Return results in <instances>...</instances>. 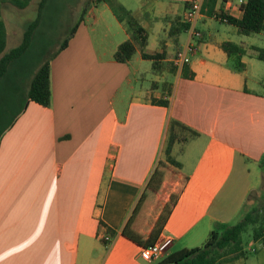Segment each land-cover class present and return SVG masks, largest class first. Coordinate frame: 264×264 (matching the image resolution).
I'll return each mask as SVG.
<instances>
[{"label":"crops","instance_id":"1","mask_svg":"<svg viewBox=\"0 0 264 264\" xmlns=\"http://www.w3.org/2000/svg\"><path fill=\"white\" fill-rule=\"evenodd\" d=\"M149 1L153 12L166 16L152 15L144 5L135 19L167 20L158 26L166 34L184 23V0H164L166 11ZM239 1L224 6L236 19L243 17ZM209 19L214 18L201 23ZM139 24L153 33L147 21ZM89 28L81 25L51 62L50 107L27 100L0 138V264H157L143 260L142 247L123 230L159 163L166 164L163 185L172 191L188 177L158 239H173L165 257L203 248L214 231L242 214L257 190L241 185L248 164L262 172L264 167V84L252 49L259 47L236 43L247 52L246 69L238 73L221 48L233 41L198 28L203 39L189 64L195 76L185 79L178 71L169 95L160 81L152 89L139 88L131 62L114 60L118 47L109 57L101 55ZM185 34L176 37L178 52L189 40ZM208 36L212 44L202 46ZM169 46L145 53L167 54ZM153 99H166L169 106ZM173 120L198 133L174 146L180 167L165 160ZM156 220L143 233L146 238ZM107 235L113 237L110 244L104 242ZM249 248L245 256L223 257L220 264H264V239L251 238Z\"/></svg>","mask_w":264,"mask_h":264},{"label":"trees","instance_id":"2","mask_svg":"<svg viewBox=\"0 0 264 264\" xmlns=\"http://www.w3.org/2000/svg\"><path fill=\"white\" fill-rule=\"evenodd\" d=\"M31 1L32 0H0V81L7 75L12 64L21 59L30 49L36 31L41 24L43 11L49 0H41L39 2L37 19L27 27L20 45L9 52H6L7 29L5 22L2 20V11L7 2L23 10L30 5ZM228 1L229 0H205L202 14L209 18L223 16L224 6ZM184 2L188 10L190 7V0H184ZM101 3H108L117 19L120 22L128 24V31L131 33L130 39H127L118 46L113 56L114 60L117 63L129 64L137 52L140 51L143 60H149L153 63L152 69L155 75L163 72V65L167 62L166 52L163 50V52L153 55L145 53L149 45L150 33L138 23L131 12L125 10L123 6L119 5L115 0H89L81 10L76 22L71 26L59 50L50 57L35 74L27 93L28 101L34 102L45 108L50 107L52 99L51 62L61 51L68 47L69 42L75 37L80 26L88 25L87 18H95V15L91 12L92 5L95 4V8H97ZM241 9L243 11V17L241 19H236L229 16L228 24L235 26L241 36L263 33L264 0H246L241 6ZM188 29L189 24L184 22L181 23L179 27L172 28L169 35L173 37L175 43H177L176 37L185 34L188 32ZM221 48L229 58L233 59V64H231L232 70L238 73L244 72L246 66L242 59L247 54L246 50L234 42H224ZM252 49L255 51L254 57L264 62V49ZM171 62L172 74L177 73L178 69L174 66L173 61ZM194 76L195 74L191 70L190 65H186L182 69L183 78L193 79ZM165 85H167V83L163 86L164 90L166 87ZM165 91L170 95L171 87ZM152 102L159 106H169V102L166 99H153ZM197 136L198 133L191 128L178 121H171L165 149L166 162L172 166L180 167V164L174 159L172 154L174 146L177 143L186 142ZM166 176V164L159 163L145 192L123 230V235L126 238L140 245L142 248L150 247L158 241L162 228L168 221L188 183V177H182L179 187L175 191H172L173 187L171 188L169 185V187L166 188V186L163 185V180ZM167 195L169 196L168 201L165 200ZM156 218V223L148 238H146L143 233L149 230L147 228L153 224ZM249 232L254 241H258L262 238L264 239V207H256L237 225L231 227L225 226L221 230L214 231L203 248L185 249L173 253L162 258L157 264H220L223 257L235 254V257H232L234 260L236 257L238 258V256L242 257L249 253V251L245 249L244 242V235ZM109 233L114 235V232L111 230H109Z\"/></svg>","mask_w":264,"mask_h":264},{"label":"rangeland","instance_id":"3","mask_svg":"<svg viewBox=\"0 0 264 264\" xmlns=\"http://www.w3.org/2000/svg\"><path fill=\"white\" fill-rule=\"evenodd\" d=\"M40 1L41 0H32L30 5L23 10L15 7L10 2L5 4L2 11V20L5 22L8 34L6 52L20 45L27 27L37 19V9ZM88 1L89 0H49L47 3L42 14L41 24L36 31L30 49L21 59L12 64L7 75L0 81V138L25 107L27 93L35 74L40 67L58 51L64 40H60V38L64 33L69 32L71 28L69 26H72L76 22L81 10ZM115 1L123 6L125 10L131 12L132 15L141 10L144 5V8L146 7L145 11L148 10L152 15L160 18H164L167 13H159L158 10L157 12H153V8L151 9V6H149V0ZM153 3L164 4V11L169 8L168 2L164 0H153ZM91 12L95 15V18L88 17L87 24L90 27L89 29L100 54L104 57H109L116 50L118 45L130 37L131 33L128 31L129 26L116 19L108 3H101L98 8H95V4H93ZM207 18L208 17L205 15H202L197 24V29H201V31L207 35L211 32L217 40L229 39L235 43L244 41L248 45H256L264 49V33L255 34L251 37L241 36L235 33L234 26L223 23L215 18L209 19L206 23H201L202 19L204 20ZM136 20L141 24L147 21L153 28V33L151 31L150 34V44L146 52L154 51V49L155 51H162L163 47L168 42L170 44V46L167 47L168 60L173 61L178 53V51H176L177 46L175 41L173 37H170L169 34L162 32V30L158 28L159 25L164 27L167 24V20L162 19L161 21H154L152 17L149 19L142 15H139ZM185 37L186 34H183V39ZM201 38L203 39V36ZM211 44L212 42L208 36L207 42L202 46ZM140 56V53L137 52L130 63L132 71L131 79L135 84H138L139 88L152 89L151 87L156 81H160L158 83L161 88L167 82L169 84L175 82L174 77L177 73L172 74L171 61H167L163 65L162 73L160 72L158 75H155L152 69L153 63L149 60L141 59ZM231 60L233 64V59ZM255 62L261 66V68L256 71V74L264 84V62ZM254 72L253 70L252 74H254ZM168 83L165 85V90L171 87ZM248 170V174L243 173V176L239 173L243 181L241 186H254L257 190L252 192L242 214L232 221L229 227L237 225L256 207H264V167L262 172L261 168L253 164H248ZM239 172L241 171L239 170ZM236 176L237 173L235 177ZM244 242L245 249H250V232L244 235Z\"/></svg>","mask_w":264,"mask_h":264},{"label":"built area","instance_id":"4","mask_svg":"<svg viewBox=\"0 0 264 264\" xmlns=\"http://www.w3.org/2000/svg\"><path fill=\"white\" fill-rule=\"evenodd\" d=\"M204 2L205 0H190V7L186 12L184 20V22L189 24L188 33L190 34V37L184 48L180 50L173 59V64L178 71H182L186 65H189L191 63V57L199 50L198 40L201 39L202 33L198 31L197 24L200 17L203 15L202 10ZM244 3L243 0H240L239 6L241 7ZM229 16V13L224 11L223 16L215 17V19L228 24ZM112 240L113 237L111 235L104 237V242H106V244H110ZM172 244V238H164L150 247L142 248L141 257L148 262H158L165 257Z\"/></svg>","mask_w":264,"mask_h":264}]
</instances>
